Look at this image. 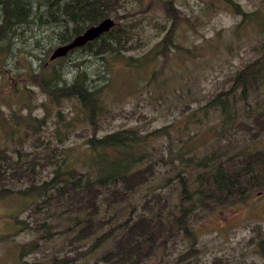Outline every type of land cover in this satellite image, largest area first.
Returning <instances> with one entry per match:
<instances>
[{
  "label": "trees",
  "instance_id": "obj_1",
  "mask_svg": "<svg viewBox=\"0 0 264 264\" xmlns=\"http://www.w3.org/2000/svg\"><path fill=\"white\" fill-rule=\"evenodd\" d=\"M225 1L238 16L234 29L249 26L258 37L254 56L233 70L226 88L185 111L179 124L146 130L126 125L98 134L101 121L113 111L111 98L117 99L108 77L109 61L147 73L145 62L157 60L148 75L152 83L175 50L179 56L191 53L173 41L180 23L187 22L180 7L173 0H157L159 10L152 14L167 24L153 19L161 36L133 55L141 31L128 0H0V67L2 57L13 63L5 70L11 87H0V202L7 204L6 231L0 240L20 231L32 234L22 241L9 240L14 264H72L70 258L110 238L101 260L141 264L157 238L174 228L190 238L191 249L179 256L185 259L182 264H201L189 259L195 241L187 217L242 203L264 190V8L244 10L235 0ZM104 17L118 20L47 60L55 46ZM73 52L84 56L67 61ZM27 56L40 60L36 68ZM90 56L100 60L102 70L95 68V76L82 65ZM68 64L75 66L69 78ZM18 79L36 86L53 108L32 102L34 91L26 84L17 88ZM65 101L70 116L60 107ZM37 105H43L41 114L33 113ZM194 125L198 129L190 131ZM47 132L50 136L44 137ZM75 134H83L82 139L67 143ZM157 177L158 185L144 190L142 183ZM166 186L175 190V201H170ZM164 214L172 215L166 226ZM58 233H68V250L93 239L76 255L25 258Z\"/></svg>",
  "mask_w": 264,
  "mask_h": 264
},
{
  "label": "rangeland",
  "instance_id": "obj_2",
  "mask_svg": "<svg viewBox=\"0 0 264 264\" xmlns=\"http://www.w3.org/2000/svg\"><path fill=\"white\" fill-rule=\"evenodd\" d=\"M235 1L239 2L244 10H253L260 6L264 8L262 0ZM173 2L180 7L179 9L187 20V22L180 23L173 41L189 47L191 53L179 56L175 50L170 60L153 78L152 83H148V75L150 69L157 65V60L152 63L150 60L145 62L143 67L149 63L146 66L147 73L134 67L120 65L114 60L109 61L108 77L110 76V86L113 87V95L117 99L111 98L113 111L101 121L98 134L126 125H137L140 129L146 130L170 122L175 125L179 124L185 111L204 102L217 90L226 88L229 83L228 77L233 70L254 56L253 47L258 40L255 30L249 26L234 29L238 16L232 12L229 2L225 0H173ZM127 5H130L134 11L135 27L141 31L140 46L131 50L133 55H139L162 34L160 26L155 27L152 20L160 19L164 26L167 21L152 14V11L159 10L157 0H141L140 4L137 0H128ZM144 7H148L146 11H142ZM121 12L123 11L120 10ZM117 20L114 21L117 22ZM34 51L40 55V50ZM193 52L196 53L192 55ZM77 54L78 52L71 53L67 61H77L84 56L82 54L76 57ZM48 55L46 58L50 60ZM27 59H30L33 68H36L40 61L30 56H27ZM1 60L3 66L0 67V75L3 77L0 80V87H11L12 78L6 74L5 70L7 64L12 66L13 63L7 62L5 57ZM99 61L97 57L90 56L89 60L82 65L91 72L92 76H95V68L101 69ZM68 65L70 73L65 77L69 78L75 66ZM25 84L24 80L23 82L20 79L16 81L17 88ZM28 87L34 91L31 94L32 102L41 101L44 102V106L53 108L36 86L30 84ZM109 97H112L110 91ZM42 106L37 105L33 113L41 114ZM69 106L70 104L66 101L62 103V106L60 105L66 116H70ZM51 124V122L48 123L49 127ZM195 129L198 127L194 125L190 131ZM198 131L208 134L206 130ZM81 135L83 134L70 135L67 143L80 141L83 137ZM45 136H50V133L47 132ZM160 173L163 176L166 174L163 168H160ZM157 179L158 177L142 183L145 184L144 190L148 187H156L159 182L156 181ZM164 189L170 193V201H175V190L169 189L168 186ZM6 209L7 204L0 202V234L6 231L4 228L7 219ZM126 214L122 213L121 217H125ZM171 216L167 214L161 216L164 226L169 224ZM65 225L66 223L61 225L63 227L60 231L64 230ZM186 225L195 241V250L189 256L194 263L264 264L262 234L264 231V190L255 191L246 201L229 207L198 210L187 217ZM31 236V233L20 231L16 235L8 236L9 238L3 243L0 240V264H14L12 260L14 250H7L10 239L22 241ZM67 237L68 233L55 234L51 240L43 243L35 252L27 254L25 258L28 260L42 258L52 253L55 256L76 255L78 249L87 247L89 241L93 239L91 237L84 247L68 250ZM63 242L65 245L62 247ZM110 242L112 243L111 238L106 243H101L95 249L89 250L85 255L77 254L72 259L70 258L73 260L72 264H110L108 259L101 260L100 258ZM258 242L263 243L262 249H258ZM189 245L190 238L184 236L181 230L174 228L172 232L162 234L157 238L141 264H182L185 259L179 256L183 251L191 249ZM66 261L64 262L67 263Z\"/></svg>",
  "mask_w": 264,
  "mask_h": 264
},
{
  "label": "water",
  "instance_id": "obj_3",
  "mask_svg": "<svg viewBox=\"0 0 264 264\" xmlns=\"http://www.w3.org/2000/svg\"><path fill=\"white\" fill-rule=\"evenodd\" d=\"M113 24L114 20L111 17H104L97 23L86 27L82 32L76 34L67 42L55 46L48 55V58L52 59L65 54L70 48L83 44L85 41L97 36L102 31L107 30Z\"/></svg>",
  "mask_w": 264,
  "mask_h": 264
}]
</instances>
